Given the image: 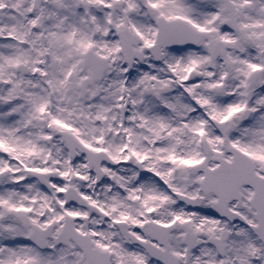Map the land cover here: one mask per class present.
I'll list each match as a JSON object with an SVG mask.
<instances>
[{
  "label": "snow or ice",
  "instance_id": "1",
  "mask_svg": "<svg viewBox=\"0 0 264 264\" xmlns=\"http://www.w3.org/2000/svg\"><path fill=\"white\" fill-rule=\"evenodd\" d=\"M0 264H264V0H0Z\"/></svg>",
  "mask_w": 264,
  "mask_h": 264
}]
</instances>
